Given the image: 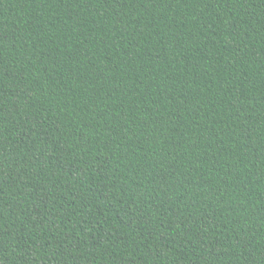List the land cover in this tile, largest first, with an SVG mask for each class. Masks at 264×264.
<instances>
[{
  "label": "trees",
  "instance_id": "1",
  "mask_svg": "<svg viewBox=\"0 0 264 264\" xmlns=\"http://www.w3.org/2000/svg\"><path fill=\"white\" fill-rule=\"evenodd\" d=\"M0 264H264V0H0Z\"/></svg>",
  "mask_w": 264,
  "mask_h": 264
}]
</instances>
